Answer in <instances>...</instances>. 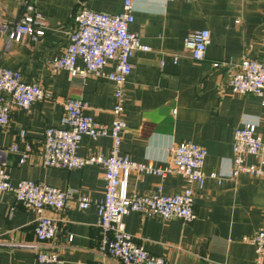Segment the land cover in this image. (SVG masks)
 Returning <instances> with one entry per match:
<instances>
[{"label":"crops","instance_id":"obj_1","mask_svg":"<svg viewBox=\"0 0 264 264\" xmlns=\"http://www.w3.org/2000/svg\"><path fill=\"white\" fill-rule=\"evenodd\" d=\"M29 5L46 15L45 34L37 41L29 35L10 40V22L28 13ZM83 5L117 13L124 0H0V63L22 70L27 81H39L51 92L27 109L13 105L9 123L0 125V161L14 181L32 178L74 190L64 208L45 209L58 220L59 231L39 249L57 251L61 264H122L99 250L102 229L97 201L105 194L104 165L47 166L41 154L43 132L60 123L67 97L86 100V113L99 121L110 122L114 117L112 80L73 75L50 63V58L65 51L74 16ZM133 5L131 28L151 49L137 50L132 57L125 84L127 126L122 152L137 161L166 165L171 161V147L191 139L208 150L204 166L208 176L203 187L194 184L196 217L192 221L132 211L125 216L127 229L150 252L174 264H264V256L258 262L254 244L244 240L264 225V176L246 171L231 175L235 128L255 123L264 138V94L234 92L228 81L243 57L264 58V0H133ZM194 28L211 30L212 42L202 59L193 58L184 45L186 34ZM112 67L109 63L106 69ZM26 141L33 148L21 162L12 145L23 146ZM112 144L108 135H84L79 153L107 155ZM247 161L257 158L248 155ZM212 171L218 175H210ZM188 184L178 172L162 176L132 170L128 176L130 194L159 185L174 193ZM80 195L91 198L87 208L79 206ZM37 217L13 192H0V264H46L31 246L37 241Z\"/></svg>","mask_w":264,"mask_h":264},{"label":"built area","instance_id":"obj_2","mask_svg":"<svg viewBox=\"0 0 264 264\" xmlns=\"http://www.w3.org/2000/svg\"><path fill=\"white\" fill-rule=\"evenodd\" d=\"M30 11L13 19L9 25L10 40L20 41L25 35L37 41L46 32L47 18L43 12L29 5ZM75 26L69 32L68 45L61 54L50 58L57 68L67 69L73 75L105 76L115 85L114 117L110 122L99 121L86 113V100L80 97H67L64 111L57 125L47 126L43 132L44 143L41 150L43 164L65 168H81L90 163H100L105 167V194L97 201L99 224L102 238L99 250L106 256L119 259L122 264H174L166 256L150 252L126 227L125 216L139 211L149 216L163 219L181 217L192 221L196 217L194 209L196 190L204 186L208 173L205 162L207 148L191 139L178 142L171 147V161L166 165H155L133 159L122 152V141L126 131L124 104L125 84L132 71V57L137 50H150L151 46L142 41L138 32L131 28L135 20L133 0H124L123 9L117 13L94 10L85 5L76 12ZM239 21V20H237ZM212 42L209 28L191 29L185 36L184 45L195 59L205 57ZM179 54H174L177 62ZM113 63L110 70L106 69ZM164 64V60H161ZM219 65L220 62H215ZM234 92L264 94V58L245 56L238 63L237 70L229 77ZM51 96V92L39 81H27L22 70L0 63V125H7L13 105L24 109L34 101ZM25 130L20 135L24 136ZM84 135L92 138L111 136L113 144L109 154L82 155L79 153ZM32 143L23 146L14 143L12 149L20 153V161H26L32 150ZM234 166L231 172L236 177L241 172L264 176V138L257 131L255 123L238 125L234 130ZM257 158L248 162L247 156ZM132 170L145 171L166 176L178 172L185 176L189 184L181 191L167 193L159 185L155 190L130 194L128 176ZM210 175L217 176L216 171ZM11 191L27 208L37 213L35 233L37 241L31 246L37 251V258L46 264L63 262L57 251L39 249V245L53 239L59 231L56 218L48 215L47 207L62 209L74 194L72 188H61L32 178L14 181L9 169L0 161V192ZM92 200L80 195L78 204L87 208ZM244 240L255 246L258 262L264 256V225Z\"/></svg>","mask_w":264,"mask_h":264}]
</instances>
